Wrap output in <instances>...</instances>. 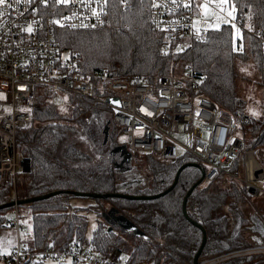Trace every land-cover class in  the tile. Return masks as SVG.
Returning <instances> with one entry per match:
<instances>
[{
  "label": "trees",
  "instance_id": "obj_1",
  "mask_svg": "<svg viewBox=\"0 0 264 264\" xmlns=\"http://www.w3.org/2000/svg\"><path fill=\"white\" fill-rule=\"evenodd\" d=\"M107 3L103 28L56 30L57 40L75 54L84 74L105 71L134 84L157 87L160 77L190 68L199 78L201 91L239 119L246 148L264 150V94L261 118L247 116L237 71L238 64L252 62L259 76L256 85L264 92V0H229L243 21L254 24L253 33L224 24L209 29L203 40L183 50L152 29L151 0ZM36 91L31 122L17 133L29 169L16 178L17 207L31 215L33 250L49 244L60 248L86 236V214L70 203L75 197L94 200L90 208L96 212L97 224L90 237L92 248L102 255H127L123 264H195L251 245L246 230L253 231V221L243 208L253 200L245 186L233 179L224 183L223 177L204 184L202 164L189 154L172 163L135 153L126 156L120 167L113 160L91 165L94 158L85 152H92L89 145L96 144L97 131L104 140L113 109L93 98L68 95L66 108L59 110L50 102L48 89L37 87ZM119 134L112 124L106 139L118 150L122 147L116 143ZM118 154L122 155L121 150ZM86 159L88 163L83 164ZM241 159L234 163L238 169ZM175 179V186L168 190ZM10 193L11 187L0 191V230L13 208ZM214 264H264V255Z\"/></svg>",
  "mask_w": 264,
  "mask_h": 264
},
{
  "label": "built area",
  "instance_id": "obj_2",
  "mask_svg": "<svg viewBox=\"0 0 264 264\" xmlns=\"http://www.w3.org/2000/svg\"><path fill=\"white\" fill-rule=\"evenodd\" d=\"M9 3L10 7L0 6L3 13L0 16V93L3 94L0 98V191L11 187L14 205L4 228L14 232L15 242L8 252L0 250V262L116 264L122 260L120 255L98 253L85 237L60 248L49 244L42 250H33L22 237L27 235L24 221L28 216L16 204V178L29 163L20 151L17 133L31 122L37 87L48 89L50 102L57 109L67 106L68 95L93 98L112 108L110 121L120 131L128 155L148 154L172 163L179 156L189 154L202 164L204 184L219 177H223L224 183L233 179L246 187L253 201L264 204V150L248 149L243 138L234 135L233 115L201 91L199 78L190 68L181 75L172 73L160 77L157 87L134 84L131 79L111 76L105 71L84 74L79 69L77 57L63 48L56 30L59 27L79 31L103 28L108 3L104 0H70L67 5L57 0H9ZM204 5L210 11L209 17L201 14ZM233 6L235 19L227 16ZM220 7L225 11L221 12ZM149 12L152 29L175 41L181 50L203 40L209 29L224 25V19L230 21L226 25H235L233 28L238 32L253 33L255 28L253 23L241 19L233 3L218 6L214 0H176V3L151 0ZM29 26L31 33L25 31ZM261 41L264 47V37ZM113 100H119L120 107H114ZM180 133L188 136V144L177 139ZM240 156L242 178L234 165ZM250 241L249 246L195 264L264 255V238Z\"/></svg>",
  "mask_w": 264,
  "mask_h": 264
},
{
  "label": "rangeland",
  "instance_id": "obj_3",
  "mask_svg": "<svg viewBox=\"0 0 264 264\" xmlns=\"http://www.w3.org/2000/svg\"><path fill=\"white\" fill-rule=\"evenodd\" d=\"M201 14H203L205 17H209L210 11L205 9L202 10ZM196 24H198V21H196ZM239 79H238V91L240 96L246 101V110L245 113L249 117L253 118H261L262 116V98H263V89L260 88L258 85H256V82L259 78L258 72L256 71L254 65L252 62H245L238 64L237 67ZM183 72L182 69H176V75H181ZM64 108H59V110H64ZM255 111L257 115H252V112ZM104 118H108V115L105 114ZM235 121V131L234 135L238 137H242L239 130V119L235 116H233ZM112 131V124L108 121L106 122V126L104 129V140L102 141L101 132H96V144H91L90 149L92 152H85L90 158H94V161L89 162V164H97L98 162H101L99 165H102L104 163L109 162L110 160L117 161L115 162L119 167L124 165V161L118 160L121 156L118 154V148H116V145L108 144V141L106 140L108 138V135ZM82 134H84V131H81ZM177 139L184 144H188V136L185 134H177ZM100 142V143H99ZM123 142V137L119 134L116 136V143L121 144ZM110 157V159H108ZM114 158V159H113ZM83 164L88 163V160L82 162ZM95 164V165H96ZM239 169L237 171L239 177H243V167H242V159L238 163ZM70 203L75 207L77 211L80 213H85L86 218L88 221L87 229H86V237L90 239L92 236V230L97 224V216L94 209L90 208L91 204L94 203V200L92 198H72L70 199ZM256 206V207H255ZM85 208H90V211H86ZM82 209V210H81ZM85 209V211L83 210ZM21 210V209H20ZM22 211V210H21ZM27 211V210H26ZM243 211L248 216L250 215V218L253 221V231L246 230L248 234L249 240H251V236L258 237L261 239V233H264V204L262 201H252L249 205L244 206ZM114 214H111V219L113 218ZM7 216H12L11 213H8ZM24 224L26 226V233L27 235H22L23 238H31V221L28 219L24 221ZM120 226H122L120 224ZM11 241V243H9ZM15 242V235L12 233L11 230H0V250L2 251H9L12 248V244ZM28 242V241H27ZM117 255L121 256V259L119 262H116V264H123L125 258H127V255L122 253H113V257H116ZM198 263V262H195ZM0 264H8L7 261H1ZM50 264V263H45Z\"/></svg>",
  "mask_w": 264,
  "mask_h": 264
},
{
  "label": "snow or ice",
  "instance_id": "obj_4",
  "mask_svg": "<svg viewBox=\"0 0 264 264\" xmlns=\"http://www.w3.org/2000/svg\"><path fill=\"white\" fill-rule=\"evenodd\" d=\"M17 2H19V0H17ZM57 2H58V3H61V4H65V5H67V4L70 3V0H57ZM104 2L107 3V0H104ZM172 2H173V3H176V0H172ZM215 2L217 3L218 6H220V5H226V4H228V3H229V0H215ZM5 5H7L8 7L11 6L10 3H9V0H0V6H5ZM185 6L187 7L188 5H185ZM204 7H205V11L207 12V5H204ZM220 11H221V12H224V11H225V8L220 7ZM233 11H235L234 6H233L232 11H228V12H227V16H228V17H231L232 19H235V17H233V15H232V12H233ZM93 14L96 15L95 11H93ZM2 15H3V13L0 12V16H2ZM217 19H222V18H221V17H217ZM223 22H224L225 24L230 23V21L227 20V19H224ZM85 27H87V26L85 25ZM216 27H219V25H217ZM232 27H235V25H232ZM25 31L31 33V32H32V28L29 26L27 29H25ZM196 31L199 32L200 30H199V29H196ZM237 31H238V30H237ZM241 47H242V46H241ZM237 50H240V49H237ZM165 54H167V53H165ZM2 97H3V94L0 93V98H2ZM65 99H67V97H65ZM21 111H29V110H28V109H21ZM197 115H199V113H197ZM252 115L255 116V115H257V113H256L255 111H253V112H252ZM229 142H230V141H229ZM9 243H11V241H9ZM0 254H2V253H0ZM69 264H71L70 261H69Z\"/></svg>",
  "mask_w": 264,
  "mask_h": 264
},
{
  "label": "water",
  "instance_id": "obj_5",
  "mask_svg": "<svg viewBox=\"0 0 264 264\" xmlns=\"http://www.w3.org/2000/svg\"><path fill=\"white\" fill-rule=\"evenodd\" d=\"M111 104H112L114 107H120V102H119V100H113V101L111 102ZM123 149H124V148H123ZM127 155H128V154H127ZM27 162L29 163L30 161L27 159ZM28 169H29V167L26 168L24 171H28ZM175 184H176V179L174 180L173 184L169 187L168 190L172 189V188L175 186ZM118 196H119V195H118ZM93 197H98V198H100V197H104V198H106L107 195H93ZM41 198H43V197H41ZM130 198H131V199H134L135 197H130ZM139 198H144V197H139ZM33 200H36V198L33 199ZM16 204L19 205L20 202L17 201ZM9 205H10V206H13V205H14V202H10ZM183 209L185 210V201H184V203H183ZM109 230L111 231L112 228H110ZM205 239H206V238H205V233L203 232V241H202V244H204ZM201 250H202V248L199 249V251H198V253H197V255H196V259H197L198 254L201 252Z\"/></svg>",
  "mask_w": 264,
  "mask_h": 264
},
{
  "label": "crops",
  "instance_id": "obj_6",
  "mask_svg": "<svg viewBox=\"0 0 264 264\" xmlns=\"http://www.w3.org/2000/svg\"><path fill=\"white\" fill-rule=\"evenodd\" d=\"M123 148H124V147H123V142H122V147H121L119 150H121V151L125 150V149H123ZM119 150H118V151H119ZM126 156H128V155H127V154L124 155V157H125L124 160H123L124 163L126 162V159H127ZM115 162H117V161H115ZM115 165H116V164H115ZM28 167H29V165H28ZM28 167H27V168H28ZM23 172H26V171H23ZM17 206H18V205H17ZM19 210H20V209H19ZM26 210H27V211H26ZM26 210H22V211L20 210V212H21L24 216H28V219L30 220V216H31V215H30L28 209H26ZM9 213H10V212H9ZM28 219H26V220H28ZM26 220H25V221H26ZM2 230H5V228H3ZM11 231H12V230H11ZM12 233L14 234L13 231H12ZM14 235H15V234H14ZM261 236H264V233H261ZM84 237L87 238L86 236H84ZM84 237H81V238H84ZM30 239H31V238H26V241H28L27 243L31 246V244H30V241H31V240H30ZM77 239H78V238H77ZM88 239H89V238H88ZM53 245H54V244H53ZM31 247H32V246H31Z\"/></svg>",
  "mask_w": 264,
  "mask_h": 264
},
{
  "label": "flooded vegetation",
  "instance_id": "obj_7",
  "mask_svg": "<svg viewBox=\"0 0 264 264\" xmlns=\"http://www.w3.org/2000/svg\"><path fill=\"white\" fill-rule=\"evenodd\" d=\"M121 154L124 156V155H126L128 153L126 152V150H123V151H121ZM123 160H124V158H123Z\"/></svg>",
  "mask_w": 264,
  "mask_h": 264
}]
</instances>
